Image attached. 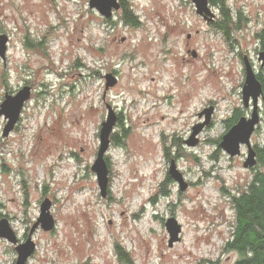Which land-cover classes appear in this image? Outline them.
<instances>
[{"label": "rangeland", "instance_id": "374dc122", "mask_svg": "<svg viewBox=\"0 0 264 264\" xmlns=\"http://www.w3.org/2000/svg\"><path fill=\"white\" fill-rule=\"evenodd\" d=\"M126 2L139 26L126 24L121 8L105 18L87 0H0V33L8 37L0 102L6 91L30 87L8 136L0 115V218L23 241L41 201H51L54 227L32 232L26 264H233L236 252L223 249L231 198L264 165L244 168L246 146L231 157L219 142L224 121L244 110L238 53L264 75L257 60L264 0H225L232 18L224 31L210 29L190 0ZM106 72L117 76L107 89ZM107 104L121 123L110 134L103 198L90 166ZM210 105V123L187 145ZM250 140L264 144V119ZM171 159L188 182L183 191L167 174ZM170 216L181 225L171 247ZM15 259L14 245L0 237V264Z\"/></svg>", "mask_w": 264, "mask_h": 264}, {"label": "water", "instance_id": "95a60500", "mask_svg": "<svg viewBox=\"0 0 264 264\" xmlns=\"http://www.w3.org/2000/svg\"><path fill=\"white\" fill-rule=\"evenodd\" d=\"M195 9V13L202 17L206 23H209L214 18V12L208 0H190ZM87 5L90 9L96 10L105 18H110L114 10L121 8L120 0H87ZM189 38V33L186 36ZM8 37L4 33H0V57L5 60V53L7 47ZM192 55L196 56L193 50ZM259 60H262L264 65V51L259 53ZM245 78L241 89L242 101L248 105L249 98H252V111L249 117L240 116L233 124H231L224 132L219 142L221 147L229 156L239 155L241 153V146L245 145L247 148L246 156L243 161V167L246 169L253 168L257 164L256 151L251 143V135L259 123V113L257 99L261 94V86L256 78L249 62L244 59ZM104 88L107 89L117 83V76L112 72L103 74ZM30 97V87L23 85L14 94L5 92L4 98L0 102V115L5 119V124L2 128V135L8 136L10 131L13 130L17 123L21 109L24 102ZM106 118L100 124L98 132L99 144L96 155L90 166L91 171L95 174L99 194L105 198L108 194L109 184V168L106 161V151L110 143V134L117 120V115L112 107L107 104ZM213 106L204 107L198 116H202L203 120L195 123L191 128L189 137L184 142L189 146H194L198 143V134L207 126L211 121V114ZM167 174L177 184L180 191L187 188L188 182L184 179L182 172L177 168L173 159L170 160ZM51 201L44 198L39 205V215L35 222L29 229L27 237L23 241H19L14 230L11 228L6 217L0 218V237L6 239L14 245L16 251V259L14 264H26L28 258L35 250V242L31 239L32 232L40 227L47 231L54 227V218L50 213ZM165 228L168 232L167 244L171 247L175 242L180 240L181 225L178 221L170 216L165 220Z\"/></svg>", "mask_w": 264, "mask_h": 264}, {"label": "trees", "instance_id": "16d2710c", "mask_svg": "<svg viewBox=\"0 0 264 264\" xmlns=\"http://www.w3.org/2000/svg\"><path fill=\"white\" fill-rule=\"evenodd\" d=\"M209 2L220 8L219 29L229 28L231 15L225 0H209ZM120 3L123 21L132 26H139V20L133 8L126 0H120ZM237 118L238 115H232L227 126L233 124ZM116 137L117 134L112 135L114 141ZM260 162L264 165L263 153ZM231 203L234 220L231 222L229 237L223 244L224 251L236 252L237 257L233 264H264V173L256 170L247 186L236 195H232ZM115 248L120 259H127L126 252L118 244ZM207 264L220 263L217 259L208 260Z\"/></svg>", "mask_w": 264, "mask_h": 264}, {"label": "flooded vegetation", "instance_id": "af4514ba", "mask_svg": "<svg viewBox=\"0 0 264 264\" xmlns=\"http://www.w3.org/2000/svg\"><path fill=\"white\" fill-rule=\"evenodd\" d=\"M209 1V0H208ZM210 3V2H209ZM210 6L214 12V18L212 21H210L209 23H206L205 20L203 19V21L206 23V25L210 28V29H219L220 27H218V24H219V15L221 14L220 12V8L216 5H212L210 3ZM240 19V17H239ZM240 28L239 25H235L233 26L232 29H235V30H238ZM222 31L224 30H228L227 29H221ZM199 30H197L196 32H198ZM228 32V31H227ZM225 32V33H227ZM191 34L189 33V38H190ZM258 37L260 38V44H259V47L257 49V60L260 61V65L261 67H264V65H262V60H259V53L261 51H264V30H263V33H259L258 34ZM188 38V39H189ZM195 51V50H194ZM196 52V51H195ZM244 53H238V56L240 59L243 58V62H244V59H247V61L249 62L250 60V56L248 57L247 55L246 56H243ZM256 78L258 79L259 83H260V86H261V94L259 95L258 99H257V105H258V113H259V123L257 124V127L258 125L263 121L264 119V116H263V113H264V75L261 74V71L259 69H257V67L253 64H251V62H249ZM243 71H244V78H245V68H243ZM241 100H242V96H241ZM212 104V102H209ZM213 106V105H211ZM242 106L244 107V110H240L238 108H236L233 112V115H238V118L240 116H245V117H249L250 114H251V111H252V98L250 97L249 98V101H248V105H245L242 101ZM214 109V107H213ZM242 113H245V115H243ZM212 116V114H211ZM200 117V116H199ZM237 118V119H238ZM118 119V118H117ZM236 119V120H237ZM224 122L228 123L229 122V118L227 120H225ZM121 123L118 119V124ZM116 124V123H115ZM121 125V124H120ZM256 127V128H257ZM253 145V144H252ZM255 151H256V159H257V163L259 164L260 162V158H261V155L262 153L264 154V144H262V146H259V145H253ZM257 165V164H256ZM255 168V167H254ZM251 169V171L253 170V168H249ZM254 173V172H253ZM254 175V174H253ZM253 178V177H252Z\"/></svg>", "mask_w": 264, "mask_h": 264}]
</instances>
